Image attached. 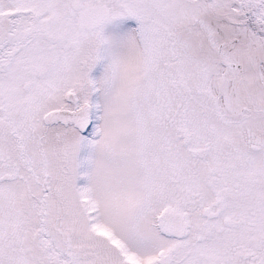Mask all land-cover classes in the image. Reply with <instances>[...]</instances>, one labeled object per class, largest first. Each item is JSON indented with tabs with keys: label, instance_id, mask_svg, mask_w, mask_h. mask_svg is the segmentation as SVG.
<instances>
[{
	"label": "snow or ice",
	"instance_id": "1",
	"mask_svg": "<svg viewBox=\"0 0 264 264\" xmlns=\"http://www.w3.org/2000/svg\"><path fill=\"white\" fill-rule=\"evenodd\" d=\"M0 264H264V0H0Z\"/></svg>",
	"mask_w": 264,
	"mask_h": 264
}]
</instances>
